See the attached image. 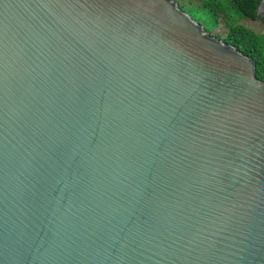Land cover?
<instances>
[{
	"label": "water",
	"instance_id": "obj_1",
	"mask_svg": "<svg viewBox=\"0 0 264 264\" xmlns=\"http://www.w3.org/2000/svg\"><path fill=\"white\" fill-rule=\"evenodd\" d=\"M255 70L175 0H0V264H264Z\"/></svg>",
	"mask_w": 264,
	"mask_h": 264
},
{
	"label": "trees",
	"instance_id": "obj_2",
	"mask_svg": "<svg viewBox=\"0 0 264 264\" xmlns=\"http://www.w3.org/2000/svg\"><path fill=\"white\" fill-rule=\"evenodd\" d=\"M228 1L241 17L251 20L252 25L234 21L227 24L226 31L216 32V36L252 57L256 62L255 76L264 81V17L257 14V7L261 0ZM209 2L218 3L217 0H209ZM214 14L216 23L219 19L216 12Z\"/></svg>",
	"mask_w": 264,
	"mask_h": 264
},
{
	"label": "rangeland",
	"instance_id": "obj_3",
	"mask_svg": "<svg viewBox=\"0 0 264 264\" xmlns=\"http://www.w3.org/2000/svg\"><path fill=\"white\" fill-rule=\"evenodd\" d=\"M179 7L201 24L210 35L217 37L216 32L226 31L227 24L240 21L245 25H252L251 20L241 17L230 5L228 0H217L218 3L209 0H175ZM219 19L215 23V14ZM219 38V37H218Z\"/></svg>",
	"mask_w": 264,
	"mask_h": 264
}]
</instances>
